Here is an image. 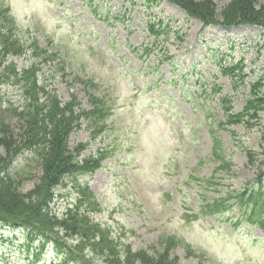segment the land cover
<instances>
[{"label":"rangeland","instance_id":"obj_1","mask_svg":"<svg viewBox=\"0 0 264 264\" xmlns=\"http://www.w3.org/2000/svg\"><path fill=\"white\" fill-rule=\"evenodd\" d=\"M88 2L103 5L106 14L111 12L112 21L121 8L131 7L124 0H0V19L6 9L28 48L25 54V49L19 53L23 56L7 57L4 63H15L21 69L34 62L31 41L38 38L45 48L60 49L61 54L54 56L50 66L41 72L42 81L52 84L67 99L75 86L74 74L92 78L110 107L109 128L98 140L91 141L88 122L71 136V143L91 141L87 153L100 146L112 152L103 168L78 178L89 182L97 194L102 210L96 219L111 226L117 238L134 248L150 249L162 236L178 237L202 255V259L188 256L180 246L176 253L182 264H264V231L241 223L238 207L216 215L201 210L204 202L215 200L213 196L229 194L234 201L236 191L243 192L253 182L258 170L255 165L247 166L245 153L236 143L260 151L261 128L250 129L246 123L233 128L223 126L222 111L215 100L219 94L213 96L210 89L211 97L198 92L203 86L193 72L194 64L199 63L197 72L210 82L222 83L221 95L231 92L228 79L215 76L217 70L210 60L213 47L223 52L229 43H237L236 55L244 56L246 64H254L262 71V32L248 25L230 30L212 26L200 32L198 23L186 20L176 6L163 2L159 10L177 20L172 25L184 39L172 36L171 42H154L153 38H144L142 0L132 9L133 18L130 13L127 21L117 19L112 26L106 19L96 21L87 9ZM147 42L153 43L154 54L144 52ZM165 56L170 60L165 61ZM56 70L57 81H47L56 75ZM76 88L84 99L81 86ZM24 97L22 86L16 82L0 86L2 109L13 104L20 107ZM242 103L243 99L236 95V111ZM213 129L234 163L231 174H218V184L206 180L214 165L208 161L198 163L212 153ZM26 157L20 158L15 167H26ZM72 185V180L67 179L66 185L59 188L65 198L76 197ZM32 186L28 178L25 190ZM67 203V199L59 198L58 210ZM18 238L22 235L0 234V264H31L27 247ZM54 258L49 246L37 264H54Z\"/></svg>","mask_w":264,"mask_h":264},{"label":"trees","instance_id":"obj_2","mask_svg":"<svg viewBox=\"0 0 264 264\" xmlns=\"http://www.w3.org/2000/svg\"><path fill=\"white\" fill-rule=\"evenodd\" d=\"M172 1L206 24L264 26V3L260 0ZM1 25L4 29H0V68H3L6 54L20 53L24 45L13 33L15 30L9 29V24L3 20ZM220 67L225 75L235 79L241 75L240 67L234 62L220 63ZM35 70L36 64L19 71L11 65L0 72V81H18L25 96L19 108L10 110L11 119L7 118V111L0 112V226L25 229L26 241L30 245L37 241L33 247L35 258L51 243L61 254V264H96L97 261L103 264H180L172 240L163 239L150 249H135L129 242L113 237L92 218L90 212L99 210V202L89 185L78 178L101 168L106 151L84 155L86 145H72L71 134L80 128L85 118L91 122L92 130L100 132L102 104L93 98L92 92L88 95L94 104L92 110L86 109L75 92L63 101L56 90L48 89L41 82ZM251 89L252 94L239 113L231 112L234 103L230 95L222 98L230 125L249 123L248 118H257L264 110V76ZM246 153L253 162L254 153L248 149ZM24 156L29 166L16 168L18 158ZM263 177L264 171L259 175L261 180ZM28 178L32 179L33 186L25 190ZM67 179L72 180L78 199L72 200L60 216L57 197H64L59 187L66 185ZM253 198L258 202L251 204L254 209L251 216L257 217L264 208V196L259 193ZM68 238L75 243H69Z\"/></svg>","mask_w":264,"mask_h":264}]
</instances>
